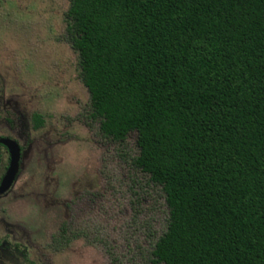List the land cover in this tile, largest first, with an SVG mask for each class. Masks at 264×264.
<instances>
[{"label":"trees","instance_id":"16d2710c","mask_svg":"<svg viewBox=\"0 0 264 264\" xmlns=\"http://www.w3.org/2000/svg\"><path fill=\"white\" fill-rule=\"evenodd\" d=\"M65 18L89 117L137 132L164 194L152 264H264V0H70Z\"/></svg>","mask_w":264,"mask_h":264},{"label":"rangeland","instance_id":"374dc122","mask_svg":"<svg viewBox=\"0 0 264 264\" xmlns=\"http://www.w3.org/2000/svg\"><path fill=\"white\" fill-rule=\"evenodd\" d=\"M69 5L0 0V134L24 149L0 196V264H152L168 222L164 194L133 164L137 132L113 141L89 117ZM61 222L64 244L55 241Z\"/></svg>","mask_w":264,"mask_h":264},{"label":"water","instance_id":"95a60500","mask_svg":"<svg viewBox=\"0 0 264 264\" xmlns=\"http://www.w3.org/2000/svg\"><path fill=\"white\" fill-rule=\"evenodd\" d=\"M1 141L7 146L10 153L9 165L0 183V191H4L11 186L18 172L20 147L16 141L9 138L2 139Z\"/></svg>","mask_w":264,"mask_h":264},{"label":"flooded vegetation","instance_id":"af4514ba","mask_svg":"<svg viewBox=\"0 0 264 264\" xmlns=\"http://www.w3.org/2000/svg\"><path fill=\"white\" fill-rule=\"evenodd\" d=\"M35 113H37V112H35ZM35 113H33V114H35ZM33 114H32V120H33ZM38 114H39V113H38ZM40 115H41V114H40ZM41 117H42V115H41ZM43 123H44V121H43V117H42V123H41L40 125H38V126H35V125H34V121H33V127H34V128H39L40 126L43 125ZM6 138L12 139V140H14V141L17 142V144H18L19 147H20V159H19L18 172H17V174H16V176H15V179H14L13 183L11 184V186H10L8 189H6V190H4V191H0V196H3L4 194H6L7 191H8V190L12 187V185L14 184V182H15V180H16V177H17V175H18V173H19L21 155H22V152H23V150H24V149H23V146H21V145L19 144V142H18L16 139H14V138H12V137H9V136H7V135H4V134H0V183H1L2 179H3V176L5 175V173H6V171H7V168H8V165H9V161H10V153H9V150H8L7 146L1 141L2 139H6ZM63 223H64V222H61V223H60L59 228H58V232L60 231L61 225H62ZM64 227H65V225H64ZM2 242H4V238H0V245L2 244ZM16 248H18V245H16ZM22 255L26 257V254H25L24 250L22 251Z\"/></svg>","mask_w":264,"mask_h":264}]
</instances>
